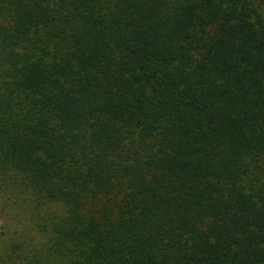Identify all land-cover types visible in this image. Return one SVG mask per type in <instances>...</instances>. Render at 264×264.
<instances>
[{
  "label": "trees",
  "instance_id": "16d2710c",
  "mask_svg": "<svg viewBox=\"0 0 264 264\" xmlns=\"http://www.w3.org/2000/svg\"><path fill=\"white\" fill-rule=\"evenodd\" d=\"M9 174L14 264H264V0H0Z\"/></svg>",
  "mask_w": 264,
  "mask_h": 264
},
{
  "label": "rangeland",
  "instance_id": "374dc122",
  "mask_svg": "<svg viewBox=\"0 0 264 264\" xmlns=\"http://www.w3.org/2000/svg\"><path fill=\"white\" fill-rule=\"evenodd\" d=\"M38 204L17 175L0 177V264L19 262L46 242V210Z\"/></svg>",
  "mask_w": 264,
  "mask_h": 264
}]
</instances>
